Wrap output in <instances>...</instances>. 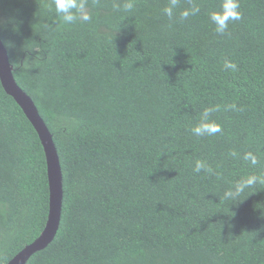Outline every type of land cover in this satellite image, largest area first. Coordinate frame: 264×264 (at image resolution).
<instances>
[{
  "label": "trees",
  "instance_id": "obj_1",
  "mask_svg": "<svg viewBox=\"0 0 264 264\" xmlns=\"http://www.w3.org/2000/svg\"><path fill=\"white\" fill-rule=\"evenodd\" d=\"M125 2L87 0L92 19L68 25L52 0H0L14 78L62 169L58 230L26 264H264V184L224 198L264 176V0H239L224 35L208 21L223 0H180L172 19L168 0ZM215 105L222 131L193 135ZM197 160L213 173L194 172ZM48 207L41 141L0 83V264L39 235Z\"/></svg>",
  "mask_w": 264,
  "mask_h": 264
},
{
  "label": "clouds",
  "instance_id": "obj_2",
  "mask_svg": "<svg viewBox=\"0 0 264 264\" xmlns=\"http://www.w3.org/2000/svg\"><path fill=\"white\" fill-rule=\"evenodd\" d=\"M180 0H168V5L163 9L164 14L172 19L174 12L177 9ZM52 6L54 7L55 13L64 24H73L77 21L81 23H87L92 19L91 14L87 8V0H52ZM114 9L119 10L120 5L118 3L113 4ZM125 11H132L134 8V0H126L123 4ZM200 12V8L196 5H192L189 8L183 9L180 12V19L187 20L189 17L194 16ZM240 3L239 0H223L219 11H212L208 14L209 23L214 26V30L219 35H224L229 25L235 21L241 19ZM224 69L236 71L237 65L230 61L224 62ZM235 104L226 106V109L235 110ZM219 105L205 108L199 116L198 122L192 127L191 132L197 137L214 136L222 131L220 124L212 119V114L219 111ZM232 156H236L235 152L231 153ZM243 159L255 166L258 163L257 156L252 152H246L243 155ZM194 172L199 173L201 171L212 174L213 169L206 161L197 160L193 169ZM257 183L264 184V176L248 175L240 181L236 182L232 189L225 193L224 198L226 200H235L246 189L255 186Z\"/></svg>",
  "mask_w": 264,
  "mask_h": 264
},
{
  "label": "water",
  "instance_id": "obj_3",
  "mask_svg": "<svg viewBox=\"0 0 264 264\" xmlns=\"http://www.w3.org/2000/svg\"><path fill=\"white\" fill-rule=\"evenodd\" d=\"M0 83L22 109L41 141L47 170L49 207L45 225L39 235L25 245L6 264H26L30 256L45 248L55 237L59 227L63 200L62 169L59 155L46 123L32 98L17 84L8 52L0 37Z\"/></svg>",
  "mask_w": 264,
  "mask_h": 264
}]
</instances>
